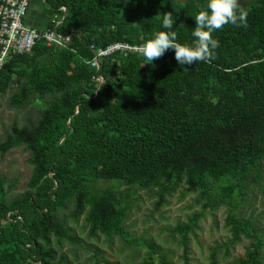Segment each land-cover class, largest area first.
<instances>
[{
    "label": "trees",
    "instance_id": "trees-1",
    "mask_svg": "<svg viewBox=\"0 0 264 264\" xmlns=\"http://www.w3.org/2000/svg\"><path fill=\"white\" fill-rule=\"evenodd\" d=\"M49 20L66 47L40 40L31 53L11 58L0 75V98L11 106L45 102L36 121L17 123L0 144L2 156L23 148L32 175L25 192L10 196L15 182L0 175V264H61L70 230L60 211L85 217L91 237H120L126 228L127 193L165 195L185 185L204 211L234 207L247 184L264 177V0H252L247 26L225 25L213 33L215 58L182 68L173 50L151 64L139 53L117 52L92 66L97 48L115 43L142 46L174 15L178 42L193 44L195 15L208 0H45ZM45 30V28L43 29ZM94 47L95 49H93ZM186 68V69H185ZM216 192V185L223 180ZM104 181L117 187L98 186ZM200 217L194 219L196 225ZM232 244L253 242L234 264H264V242L252 221L233 209L227 224ZM184 227L183 260L191 264ZM214 250L211 264H219ZM100 264V263H98ZM106 264H112L107 262ZM142 264L157 262L151 253Z\"/></svg>",
    "mask_w": 264,
    "mask_h": 264
},
{
    "label": "rangeland",
    "instance_id": "rangeland-1",
    "mask_svg": "<svg viewBox=\"0 0 264 264\" xmlns=\"http://www.w3.org/2000/svg\"><path fill=\"white\" fill-rule=\"evenodd\" d=\"M251 3L252 0H239V7H250ZM46 5L45 0H32L29 20L32 13L39 11H46L49 17ZM26 25L31 26L28 22ZM44 26L48 30L47 23ZM15 91L16 89H11L0 98V144L5 142L15 123L23 127L36 121L39 110L45 103L34 101L21 109L13 108L11 97ZM29 159L30 153L23 148L14 149L5 156L0 152V175L15 182L10 196L27 190L32 175ZM231 181L225 179L218 183L215 191L220 192L219 187ZM105 187L116 188L117 182L104 181L98 186L99 189ZM124 193H127L129 202L126 204L129 241L102 235L93 238L89 235L85 217L79 221L71 218L73 206L60 211V219L66 221L70 230V237L64 240L63 246L58 245L55 240V249L61 264H142L151 253H154L157 262L164 255L173 264H185V239L182 230L188 226L193 227L187 234L191 264H211L214 250L218 251L219 264H234L245 255L253 241L242 237L237 243H231L233 236L230 227L226 226L231 209L238 219L252 221L264 242V177L261 182L251 180L234 207L223 205L214 211H204L203 205L197 203L198 194L191 193L185 185L166 194L165 202L161 206L162 193L159 188L142 190L122 185L118 188V194ZM198 217L199 221L193 225L194 219ZM262 256L264 259V251Z\"/></svg>",
    "mask_w": 264,
    "mask_h": 264
},
{
    "label": "clouds",
    "instance_id": "clouds-1",
    "mask_svg": "<svg viewBox=\"0 0 264 264\" xmlns=\"http://www.w3.org/2000/svg\"><path fill=\"white\" fill-rule=\"evenodd\" d=\"M247 15L246 11L240 9L239 0H208L207 10L199 11L194 17L192 36L195 43L181 44L178 42V33L173 30L176 18L172 13H164L162 27L167 31L157 32L146 41L140 48L141 55L147 64H151L168 50H173L175 60L182 68L198 61L209 62L215 58V50L219 47V41L213 33L229 24L247 26Z\"/></svg>",
    "mask_w": 264,
    "mask_h": 264
},
{
    "label": "built area",
    "instance_id": "built-area-1",
    "mask_svg": "<svg viewBox=\"0 0 264 264\" xmlns=\"http://www.w3.org/2000/svg\"><path fill=\"white\" fill-rule=\"evenodd\" d=\"M32 0H0V75L7 62L15 57L31 53L37 43L46 39L49 46L66 47L68 39L57 32L58 21L55 18V29L29 27L26 25ZM95 49L94 47H92ZM141 46L129 43H115L107 48H97L92 66L101 67V60L109 58L117 52L139 53Z\"/></svg>",
    "mask_w": 264,
    "mask_h": 264
},
{
    "label": "crops",
    "instance_id": "crops-1",
    "mask_svg": "<svg viewBox=\"0 0 264 264\" xmlns=\"http://www.w3.org/2000/svg\"><path fill=\"white\" fill-rule=\"evenodd\" d=\"M28 14H30V12ZM47 19L49 20V17L46 15V11H43V12L39 11L36 14L32 13V16H31L30 20H29V15H28L27 18H26V22H28V24L31 25L30 27L41 28L44 25H46V23L48 21ZM45 21H46V23H45ZM43 28H45V26Z\"/></svg>",
    "mask_w": 264,
    "mask_h": 264
}]
</instances>
